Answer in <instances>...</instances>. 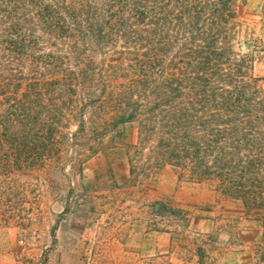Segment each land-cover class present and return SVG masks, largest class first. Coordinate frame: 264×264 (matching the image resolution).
I'll return each instance as SVG.
<instances>
[{"label": "rangeland", "instance_id": "1", "mask_svg": "<svg viewBox=\"0 0 264 264\" xmlns=\"http://www.w3.org/2000/svg\"><path fill=\"white\" fill-rule=\"evenodd\" d=\"M102 1L98 0L101 15L108 9H103ZM4 3L0 0V9L7 10ZM235 9L236 19L218 42L230 60H222L211 76L218 92L208 96L206 103L212 107L206 108L210 115L206 124L222 93L239 86L217 77V71H230L229 61L238 62L244 56L249 57L240 78L247 84L242 88H247L250 102L240 105L243 132L232 140H224L222 134L208 135L202 143L203 155L212 167V176L203 181L191 179L189 167L158 166L156 146L167 129L160 127L158 119L146 120L145 114L151 112L149 98L138 93L130 101L126 95L127 76H134L140 64L137 59L146 52L142 46V50L135 48L136 39L126 38V27L108 24V35L81 44L82 55L72 53L75 60L68 59L73 52L69 43L42 30L38 31L39 46L21 61L22 54L11 40L0 37L2 113L24 93L35 95L28 86L35 76L65 74L71 66L77 73L84 67L82 61H89L87 75L94 81L92 91L79 89L74 109L59 104L65 114L58 120L52 152L34 154L29 149V154L19 156L21 166L8 146L0 153V264H264L262 221L254 219V211L239 217L234 206L217 201L214 193L227 199H250L245 192L257 185L252 177L264 180V0H235ZM9 19L0 18V24L4 26ZM170 50L168 64L181 49L174 44ZM41 56L52 62L49 70L38 61ZM138 99L141 114L124 121L126 106ZM178 102L191 103L186 97ZM203 104L194 108L202 109ZM50 107L37 109L47 112ZM194 128L197 133L207 131L204 124ZM231 144L237 148H228ZM226 151L233 152L242 166L231 169L227 160L231 155ZM5 161L11 166H5ZM248 165L252 172L247 175V188L242 195L236 191L238 195L230 183ZM220 173L224 176H217ZM235 224L244 229L243 241L230 245L227 239L235 235L222 229ZM156 233L172 243L165 246L159 239L155 246Z\"/></svg>", "mask_w": 264, "mask_h": 264}, {"label": "trees", "instance_id": "2", "mask_svg": "<svg viewBox=\"0 0 264 264\" xmlns=\"http://www.w3.org/2000/svg\"><path fill=\"white\" fill-rule=\"evenodd\" d=\"M115 4L116 11L112 13ZM102 6L103 9L108 8L103 15L98 0H5L2 7L7 10L0 9V18L10 19L4 26L0 24V37L11 40L15 51L22 54L21 61L28 59L27 53L33 54L39 46V30L53 39L66 41L73 50L70 55L78 52L79 56L82 55L81 44L94 43L100 35H108V24L115 22L119 29L126 27V38L136 39L135 48L142 50L143 47L146 51L142 59H137L140 64L139 69H134V76H127L126 95L130 101L138 93L149 98L151 112L145 114L146 120H159L160 127L167 129L164 132L161 130L163 136L156 146L161 160L157 162L158 166L167 163L182 169L189 167L191 179L203 181L210 178L212 167L208 166L203 155L202 143L208 135L222 134L224 140H232L243 132L239 119L242 114L240 105L250 102L247 88H242L247 84L240 78L245 75L242 70L249 57L244 56L237 59L238 62L229 61L232 66L230 71L225 69L220 74L217 71V77L229 80L230 85L239 86L222 93L223 97L217 99L221 101H217L219 104L215 105L212 119L206 124L205 119L210 116L206 108L212 107L208 104V96L211 92H218L211 76L222 60H230V55L220 49L218 42L236 19L235 0H103ZM174 44L181 50L168 64L167 56ZM74 54L68 59L75 60ZM183 60H186L184 64ZM38 61L43 63V68L50 69L52 62L49 59L41 56ZM82 62L84 67L77 73L71 66L67 67L65 74L33 77L28 86L35 91V95L24 93L4 113L0 112V153L8 146L16 155V165L21 166L19 156L29 154V149L34 154L53 151V140L59 133L57 123L65 114L62 106L74 109L79 89L92 91L94 81L87 75V67L91 64L89 61ZM193 96L197 103H194ZM90 97L91 94L88 95ZM185 97L191 103L178 102L179 98ZM78 101L81 102L82 98ZM138 102L139 99L126 106L124 121H133L141 114ZM48 104L52 107L47 108V112L37 109ZM59 104L62 106L59 107ZM196 104H203L202 109L194 108ZM82 106L87 107L85 104ZM73 116L78 115L74 113ZM197 124L205 125L207 135L197 133L194 128ZM212 125L216 127L212 128ZM156 128L153 131L156 132ZM169 134V139L165 140ZM231 145L228 148H237ZM226 155H231L226 158L231 169L242 166V161H236L233 152L226 151ZM220 161L219 155L216 157L217 164ZM6 164L11 166L9 162ZM243 168L245 172L234 176V182L230 183L233 191L241 195L242 189L247 188V175L252 172L250 165ZM247 170L250 171L247 173ZM235 172L230 173L231 177ZM217 176L224 175L220 173ZM252 178L253 184L257 185H254V191L245 192L250 199L239 197V200L242 199L246 213L254 211V219L264 224V215H261L264 214V180L258 179L257 175Z\"/></svg>", "mask_w": 264, "mask_h": 264}, {"label": "crops", "instance_id": "3", "mask_svg": "<svg viewBox=\"0 0 264 264\" xmlns=\"http://www.w3.org/2000/svg\"><path fill=\"white\" fill-rule=\"evenodd\" d=\"M214 190V189H213ZM215 191V190H214ZM216 195H215V199L217 200V201H219V202H221V201H225V202H227V204L229 205V206H234V208L235 209H233L234 211H236V212H238V215H239V217H243V216H245V213H246V211H245V209H244V206H243V204H242V202H240L239 200H236V199H227L225 196H223L222 195V193H219L220 195H221V197L218 195V193H217V191H215L214 192ZM224 198V199H223ZM248 217V216H247ZM247 219V221L248 222H252V221H256V220H253V219H249V218H246ZM236 228H238L237 226H236V224L235 225H227V227H225L224 229H222L223 231H225V232H227V233H229V235H232V233L235 235V237H234V239L233 238H231V237H229L227 240H228V244H242V241H243V237H241L242 236V232H243V228L242 227H239L238 229H236ZM235 230H238L237 231V233H236V231ZM159 233H156L155 234V239H154V245L155 246H157L160 242H159V239H161V244L163 245H165V246H169L171 243H172V241L170 240V238H168V237H165V239L163 240V238H162V234L161 235H158ZM238 236H240V237H238ZM237 238V239H236ZM237 240H238V242H237ZM162 241H164V243L162 242ZM150 242V241H149ZM149 244H152L151 242L149 243ZM123 245H125L124 243H123ZM114 249V248H113ZM126 248H124V250H125Z\"/></svg>", "mask_w": 264, "mask_h": 264}]
</instances>
